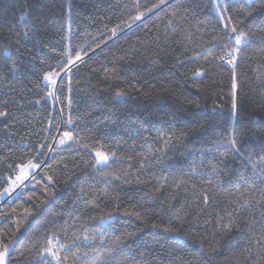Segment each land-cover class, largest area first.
<instances>
[{"label": "trees", "instance_id": "obj_1", "mask_svg": "<svg viewBox=\"0 0 264 264\" xmlns=\"http://www.w3.org/2000/svg\"><path fill=\"white\" fill-rule=\"evenodd\" d=\"M224 11L227 28L213 0H0V193L39 165L0 195L8 264H56L49 239L63 264H264V0Z\"/></svg>", "mask_w": 264, "mask_h": 264}, {"label": "snow or ice", "instance_id": "obj_2", "mask_svg": "<svg viewBox=\"0 0 264 264\" xmlns=\"http://www.w3.org/2000/svg\"><path fill=\"white\" fill-rule=\"evenodd\" d=\"M166 0H160V3L163 4L165 3ZM153 7H158V5H153ZM217 10H218V6H217ZM147 11H151V9H148ZM144 15V13H140V15H138L135 19L139 20L142 16ZM175 15V13L173 14ZM221 19H223V16L220 17ZM21 21L26 20V16H21L20 17ZM172 21H169V24H171ZM225 27H227V25H225ZM236 33V28L233 27L231 29V34H235ZM113 34H115V31L113 32ZM229 35V39L232 40L234 39V43L237 46L235 49L229 51L226 53V55H229L232 57L231 60L228 61L229 64H235L236 62V53H238L240 51V47L242 46V44L247 40V36L245 33L240 32L239 34H236L234 37L232 35ZM24 36L27 37V32L24 33ZM0 54H3L4 56H10L11 53L8 49H3L2 51H0ZM65 55H67V53H65ZM77 61L81 60V57L79 54L76 55L75 58ZM70 63H74V61L70 60ZM15 61L12 62L11 67L9 68V71H12L15 68ZM60 73L59 72H51L48 73L44 76V79L46 81H48L51 84H55V80L53 79L54 76H59ZM196 76L201 75L200 72L195 73ZM237 87L236 82H235V78L233 79V89L235 90ZM49 95H52V93H49ZM124 95L123 93H117V96H122ZM236 102L235 99L233 100V104H232V110L233 112L236 111ZM7 113L5 111H0V117H4L6 116ZM69 123H71V120L68 121ZM238 136L239 133L237 132V130L235 129V127H233L232 132H231V136L230 138L227 140V148L234 153L235 155H242V153L240 152V143L238 140ZM72 139V134L70 132H64L62 138L60 139L59 143L61 145L65 144L67 141ZM224 145H220V147H222ZM112 156H114L115 154L112 153ZM216 155L217 157H219V159L217 160V162L215 164H213L211 161L209 162V164L211 165V172L214 174L219 175V171L220 170H226L227 166H228V159L225 153H221L219 151V147L216 149ZM95 160H96V164L97 165H105L107 164V162L110 159V156L108 154H105L103 152L100 151H96L95 152ZM39 167L38 164L33 163L32 161H29L26 165L21 166L20 168V175H17L15 180L12 181V187H16L18 185V183H22L24 180L28 179L29 177V170L30 169H34ZM253 167H255V165H253ZM195 170V169H193ZM259 178L264 181V169L260 170V174H259ZM49 180H51V177H48ZM239 179L240 180H244L245 177L241 174L239 175ZM251 187L253 189H255L256 185L252 184ZM12 189H5L3 193H0V195H4V194H8ZM205 202H207V196L204 197ZM244 205L247 206H251L250 202L246 199L244 200ZM27 211V210H26ZM231 215V214H229ZM105 223H107V221H105ZM49 245L48 247H45L43 252L49 254L56 262V264H63V261H66L68 259L67 256L61 258L59 253L57 251L53 250V246H52V241L51 239H49ZM61 247H63L61 245ZM9 252V244L6 243H2L0 242V264H6V257L8 255ZM43 255V253L41 254Z\"/></svg>", "mask_w": 264, "mask_h": 264}, {"label": "rangeland", "instance_id": "obj_3", "mask_svg": "<svg viewBox=\"0 0 264 264\" xmlns=\"http://www.w3.org/2000/svg\"><path fill=\"white\" fill-rule=\"evenodd\" d=\"M230 1H235V0H213V2H214V12L219 16V18L221 17V16H223V19H221L220 18V20H221V22H222V24H223V26L225 27V25H227V27H228V20H227V15H226V13H225V11H224V5L227 3V2H230ZM243 1H245L246 3H248V4H250V3H252L254 0H243ZM217 6H218V10H217ZM226 27V28H227ZM226 59H227V61H226V64H228L229 65V63H228V61L229 60H231L232 59V57L231 56H227L226 57ZM231 65H233V64H231ZM55 81H56V79H54ZM48 82V81H47ZM49 83V82H48ZM49 84H51V83H49ZM109 162V161H108ZM107 162V163H108ZM34 163V162H33ZM106 165V164H105ZM98 166H101V165H98ZM38 170V167L37 168H34V169H30L29 170V177H28V179H26V180H24L22 183H18V185L16 186V187H12V181L13 180H15V178L10 182V186L8 187V189H12L8 194H4L2 197H4V198H11V197H13L16 193H18L19 192V189L32 177V176H34V174L36 173V171ZM18 175H20V172H19V174Z\"/></svg>", "mask_w": 264, "mask_h": 264}, {"label": "built area", "instance_id": "obj_4", "mask_svg": "<svg viewBox=\"0 0 264 264\" xmlns=\"http://www.w3.org/2000/svg\"><path fill=\"white\" fill-rule=\"evenodd\" d=\"M227 59L225 58L224 61H220L221 63H225L226 64ZM228 65V64H227ZM228 66H232L231 64H229ZM0 211H1V207H0Z\"/></svg>", "mask_w": 264, "mask_h": 264}, {"label": "water", "instance_id": "obj_5", "mask_svg": "<svg viewBox=\"0 0 264 264\" xmlns=\"http://www.w3.org/2000/svg\"><path fill=\"white\" fill-rule=\"evenodd\" d=\"M10 250H11V246H9V252H10ZM9 252H8L7 257H6V264H8V256H9Z\"/></svg>", "mask_w": 264, "mask_h": 264}]
</instances>
